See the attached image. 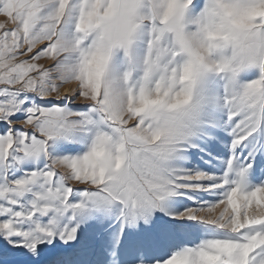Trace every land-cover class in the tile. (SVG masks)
I'll use <instances>...</instances> for the list:
<instances>
[{
    "label": "snow or ice",
    "instance_id": "obj_1",
    "mask_svg": "<svg viewBox=\"0 0 264 264\" xmlns=\"http://www.w3.org/2000/svg\"><path fill=\"white\" fill-rule=\"evenodd\" d=\"M0 17V264H264V0Z\"/></svg>",
    "mask_w": 264,
    "mask_h": 264
},
{
    "label": "rangeland",
    "instance_id": "obj_2",
    "mask_svg": "<svg viewBox=\"0 0 264 264\" xmlns=\"http://www.w3.org/2000/svg\"><path fill=\"white\" fill-rule=\"evenodd\" d=\"M3 20V17H0V21H2ZM193 239H195V237H193Z\"/></svg>",
    "mask_w": 264,
    "mask_h": 264
},
{
    "label": "bare ground",
    "instance_id": "obj_3",
    "mask_svg": "<svg viewBox=\"0 0 264 264\" xmlns=\"http://www.w3.org/2000/svg\"><path fill=\"white\" fill-rule=\"evenodd\" d=\"M71 87V86H70Z\"/></svg>",
    "mask_w": 264,
    "mask_h": 264
}]
</instances>
